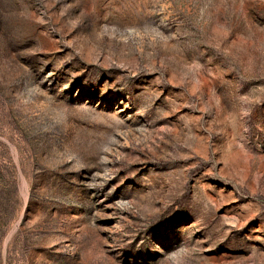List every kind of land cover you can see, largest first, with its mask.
Here are the masks:
<instances>
[{
	"label": "rangeland",
	"instance_id": "1",
	"mask_svg": "<svg viewBox=\"0 0 264 264\" xmlns=\"http://www.w3.org/2000/svg\"><path fill=\"white\" fill-rule=\"evenodd\" d=\"M0 264H264V0H0Z\"/></svg>",
	"mask_w": 264,
	"mask_h": 264
}]
</instances>
